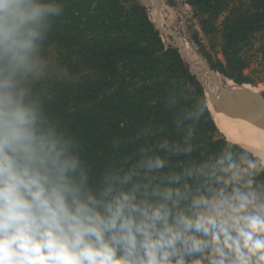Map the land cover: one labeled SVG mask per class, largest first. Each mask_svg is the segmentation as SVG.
<instances>
[{
  "label": "clouds",
  "instance_id": "obj_1",
  "mask_svg": "<svg viewBox=\"0 0 264 264\" xmlns=\"http://www.w3.org/2000/svg\"><path fill=\"white\" fill-rule=\"evenodd\" d=\"M62 11L0 0V264H264V166L224 151L165 171L145 154L94 175L45 119L25 85Z\"/></svg>",
  "mask_w": 264,
  "mask_h": 264
},
{
  "label": "trees",
  "instance_id": "obj_2",
  "mask_svg": "<svg viewBox=\"0 0 264 264\" xmlns=\"http://www.w3.org/2000/svg\"><path fill=\"white\" fill-rule=\"evenodd\" d=\"M184 1L193 8L209 49L199 33L192 39L210 67L223 74H219L221 81L254 84L243 71L252 61L249 49L264 40V0H250L246 9L244 4L231 7V0ZM59 3L62 14L52 18L37 56L43 60L55 52L58 65L71 78L60 72L46 84L34 83L30 94L45 119L73 142L94 175L126 168L145 154L166 156L169 168L165 171H178L179 165L224 151L258 161L219 132L205 87L178 49L165 46L158 23L139 0ZM225 11L218 28L216 22ZM261 52L264 82V42ZM165 141L179 145L185 153L166 154L160 150ZM255 179L263 184L264 172Z\"/></svg>",
  "mask_w": 264,
  "mask_h": 264
},
{
  "label": "rangeland",
  "instance_id": "obj_3",
  "mask_svg": "<svg viewBox=\"0 0 264 264\" xmlns=\"http://www.w3.org/2000/svg\"><path fill=\"white\" fill-rule=\"evenodd\" d=\"M165 1L167 2V4ZM174 1H175V4L171 5L170 3H168V0H158L161 6L162 25L165 27H169V28H172V25H173V27L176 30H178L182 34H185L187 38L190 39L194 43L195 47L198 50H199L200 45H198L197 43L193 41L192 36L196 32L199 33V38L201 39L202 43L207 49H209V46H210L209 41L207 40L206 36L201 31L199 20L197 17H195L193 8L189 6L184 0H174ZM139 2L140 3L142 2L144 4V6L150 11L151 17L157 22V13H156V7H155L154 0H141V1L139 0ZM237 4H244V8L246 9L251 4V1L250 0H231L230 1L231 7L232 5H237ZM225 15H226V11L217 20L216 26L218 28H220L221 22L224 19ZM177 34L181 35L180 36L181 39H183L186 42L184 35L182 36V34H179L178 32ZM161 37H162L163 42L166 45L172 44L170 35L162 34ZM263 42L264 40L259 39V41L255 43L254 47L249 49V53L250 55H252V61L250 62L247 69L243 71V74L249 78H252L255 81V83L247 84L244 86H238L232 83L231 81L226 80L227 86L229 85V86L235 87L236 89L243 88V87L244 88L257 87L259 91L264 94V82L262 80L263 79V72H262L263 66L261 62L262 55H263L261 52V44ZM187 48H186L187 49L186 53L188 55H191V58H192L191 62L192 63L196 62L197 58L194 55L188 43H187ZM218 57L222 58L221 54H219ZM58 64L59 63L57 59V54L55 52L51 53L47 58L43 60H38V64L36 68L34 69V71L31 73V75L29 76L25 86L30 90L33 87V84L36 82H43L46 84L48 81H50L54 77V75H57L60 72L63 77L67 79L71 78V75H69L68 71L60 68ZM194 72L198 75L202 84L205 87L206 95H207L206 96L207 106L214 118V115L212 112L213 110L208 100L210 96L209 87L213 88L217 93L219 89L217 85L212 81L211 77L206 73V71L202 67H199L198 71L194 70ZM218 76L221 79V76L220 75ZM72 79H74V77ZM237 132H239L238 128H237ZM252 132H253L254 138L257 141V143L264 146V129H261L260 127L253 125ZM258 161L256 160L258 166L259 164L260 166H262L261 162L260 161L258 162ZM257 185L264 186V183L262 184V183L257 182Z\"/></svg>",
  "mask_w": 264,
  "mask_h": 264
},
{
  "label": "water",
  "instance_id": "obj_4",
  "mask_svg": "<svg viewBox=\"0 0 264 264\" xmlns=\"http://www.w3.org/2000/svg\"><path fill=\"white\" fill-rule=\"evenodd\" d=\"M142 5L144 6L143 3ZM153 24L155 25L154 22ZM157 29L162 35L164 30L160 27H157ZM169 33L171 36V43H172L170 46H175L178 49L183 61L189 66L191 73L196 76L197 80L201 83L203 88H204V85L202 84L198 75L194 72V69H193L194 65L202 66L209 73H211L213 79L215 80L217 79V76L215 74L219 75L220 73L215 72L210 67L208 61L203 57V55L199 52V50L195 47L194 43L190 39H189L190 43L194 45V48L196 51V57H197L194 65L189 64L188 59L186 58L182 50L179 37L175 35L172 31H169ZM165 46H169V45L165 44ZM224 77L226 79H229L226 76ZM234 83L237 84L236 82ZM244 85H247V84H242L241 86H244ZM218 88H219L218 90L219 96L216 97L215 95H211L209 96V99H208L214 109H216L217 111H219L220 113H223L224 115L228 117L236 118V119H243L257 127H260L261 129H264V94L262 92L256 93L244 87L240 89L231 90V89H228L224 83H220L219 81H218ZM206 100H207V97H206Z\"/></svg>",
  "mask_w": 264,
  "mask_h": 264
},
{
  "label": "bare ground",
  "instance_id": "obj_5",
  "mask_svg": "<svg viewBox=\"0 0 264 264\" xmlns=\"http://www.w3.org/2000/svg\"><path fill=\"white\" fill-rule=\"evenodd\" d=\"M154 3H155V7H156L158 26L164 30L163 33H169V31H172L175 35H177L179 37V41L181 43L182 50H183L186 58L188 59L189 64L194 65L195 62L194 63L191 62V59H192L191 55H188L186 53V51L188 49L187 43L190 45V42H188L186 40V42H187L186 43L183 39H181V37L177 34V32L174 29L169 28V27H165L162 25L161 6H160L158 0H154ZM191 50H192V48H191ZM193 53L196 56V51H193ZM199 67H202V66L194 65L193 69L198 71ZM203 69L211 77L212 81L217 85V87H218V81L220 83H223L217 74H215L217 76V79L215 80V79H213L211 73H209L205 68H203ZM225 86L231 90L236 89L235 87H232L229 85L228 86L225 85ZM238 89H240V88H238ZM247 89H250L251 91L256 92V93L260 92L257 87H249ZM209 95L210 96L215 95L216 97L219 96V94L211 87H209ZM211 108L213 110L212 112H213L214 118L216 120L218 130L224 136L226 141L229 142L230 144L236 145V146L240 147L241 149L245 150L246 152L252 154L255 158H257L261 162L262 166H264V146L257 143V141L255 140L253 132H252L253 124H251V123H249L243 119H236V118L228 117V116L224 115L223 113H220L219 111L214 109L212 107V105H211ZM237 128L239 129V132H237Z\"/></svg>",
  "mask_w": 264,
  "mask_h": 264
}]
</instances>
